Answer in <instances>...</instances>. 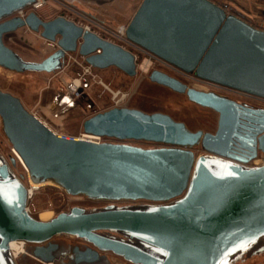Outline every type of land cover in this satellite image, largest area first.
I'll list each match as a JSON object with an SVG mask.
<instances>
[{
	"label": "water",
	"instance_id": "water-1",
	"mask_svg": "<svg viewBox=\"0 0 264 264\" xmlns=\"http://www.w3.org/2000/svg\"><path fill=\"white\" fill-rule=\"evenodd\" d=\"M34 1L0 0V67L50 73L63 67L67 53L76 52L93 68L136 75L131 52L72 19L45 20L35 10L24 18L13 15ZM229 12L212 0H142L125 32L186 73L264 98V29ZM23 27L55 43L56 50L40 61L23 59L4 42L6 34ZM148 79L215 111V131H192L168 114L121 106L82 121L84 134L105 141L66 138L18 96L0 89L2 131L30 182L108 202L36 218L27 210L31 191L0 162V264H17L8 248L11 240L24 241L33 249L31 257L42 262L54 263L67 250L54 238L72 236L94 246L73 247L77 263L97 262L100 252H110L132 264H226L264 238V165L249 164L264 153V108L190 87L159 69ZM198 148L203 153L196 154ZM136 200L150 203H115Z\"/></svg>",
	"mask_w": 264,
	"mask_h": 264
},
{
	"label": "rangeland",
	"instance_id": "rangeland-1",
	"mask_svg": "<svg viewBox=\"0 0 264 264\" xmlns=\"http://www.w3.org/2000/svg\"><path fill=\"white\" fill-rule=\"evenodd\" d=\"M49 3L51 2H47L43 7L35 11L41 14ZM27 10L30 11L32 9L28 7L25 12ZM41 16L44 19L49 18L43 14ZM77 19L84 22L79 18ZM110 25L117 27L116 25ZM101 34L103 36L106 35L103 32ZM4 42L23 59L29 61H40L57 48L55 43L46 41L38 33L30 31L26 27L6 34ZM137 55V63L139 64L143 54L139 53ZM72 56L77 58V56L81 55L73 52ZM140 66L139 68L136 66L137 73L132 77L127 76L115 67L94 70L98 75V79L92 80L89 78L88 82H81L80 84L76 82L78 87L75 88L72 83L78 80L82 69L74 61H68V56L66 55L63 67L50 73H15L0 67V89L18 96L25 107L45 121L52 130L68 137H81L83 133L82 121L85 118L98 111L114 107L112 92L117 91L127 94L122 106L137 108L148 113L162 112L177 121L183 122L192 131L200 129L214 132L217 126V113L212 109L189 101L184 94L151 82L148 79V75L153 69L162 70L190 87L204 91L213 90L236 101L264 107V100L223 86L212 85L201 79L198 80L192 73L182 74L155 62L150 65L148 70L140 69ZM98 80H101L112 92L98 83ZM111 141L117 140L111 139ZM127 142H134L136 143L135 145L145 148L162 146L160 143L147 141ZM197 150L196 154L203 153L201 149L198 148ZM14 156L11 144L2 131L0 120V162H7L12 171L22 179L28 188H31L27 207L28 211L36 218H40L42 214H45L49 219L61 211H68L73 206H81L86 210H93L101 208L108 203L90 200L83 196L68 195L50 183L40 184L36 188L31 187L32 183L24 166ZM12 158L15 159L14 164L11 163ZM115 203L118 205L138 204L135 201H118ZM56 238L75 239L72 236H58ZM25 249L28 254L18 257L22 264H42L30 256L33 252L30 246H26ZM120 259L121 257L117 256H115V259L112 258L113 264H124ZM259 260H261V264H264V257L251 258L246 264H259ZM54 264H62V261L55 257Z\"/></svg>",
	"mask_w": 264,
	"mask_h": 264
},
{
	"label": "built area",
	"instance_id": "built-area-1",
	"mask_svg": "<svg viewBox=\"0 0 264 264\" xmlns=\"http://www.w3.org/2000/svg\"><path fill=\"white\" fill-rule=\"evenodd\" d=\"M47 2L55 3V4L59 5V6H61L62 8H65L66 10L71 12L73 15L81 18L84 21V24H81L80 22H77V21H75V22L77 24L83 26L84 29L90 30V31L96 33L97 35L101 36L102 38H104V39H106L108 41H111V42L121 46L123 49L128 50L129 52H131L134 55L136 66H138V68H139L140 64H142L140 66V69L148 70L150 65H152L153 62H155V63H157V64H159L161 66H164V67H166V68H168L170 70H174V71H177L179 73L186 74V72H184L180 68L176 67L175 65L168 63L167 61L163 60L162 58L154 55L150 51L146 50L145 48H143V47L139 46L138 44H136V43L132 42L131 40H129L127 38L126 32H125V27L126 26L113 27L109 23H105L103 21H100L97 18H93V17L88 16L87 14H85V13H83L81 11L76 10L75 8L71 7L70 5H68L67 3H65L64 1H61V0H35L30 5L29 8H31L32 10H37V9L43 7ZM224 7H225V12L230 13L229 12L230 10H228L226 6H224ZM26 13L27 12H25V9H22V10H18L13 15L24 18ZM101 32H103L106 35L103 36L101 34ZM97 52H100V51L97 50ZM139 53L143 54V56H142V58L140 60V63L138 64L137 63V60H138V55L137 54H139ZM66 55L68 56V61H74L82 69V73L79 75L78 80H76L79 84L81 82H84V83L88 82L89 78L92 79V80L98 79V75L94 71L95 69L91 65H89V64H87L85 62V59H84L83 56H79V57L77 56V58H76V57L72 56V53H67ZM197 79L200 80L199 78H197ZM202 81H205V80H202ZM97 82L102 84L103 86H105L107 89H109L101 80H98ZM205 82L210 83L212 85H216V86H223V85L216 84V83L209 82V81H205ZM72 84H74L73 86L75 88L78 87L77 83L73 82ZM223 87H225V86H223ZM225 88H228V89L232 90V88H229V87H225ZM233 90L236 91V92L244 93V92L239 91V90H235V89H233ZM245 94H247V93H245ZM247 95L255 97V98H258L260 100H264V98H261L259 96H255V95H251V94H247ZM126 96H127L126 93H121L120 91L112 92V101L114 102V107H121L122 104H123V100L126 98ZM32 113L36 117H38L34 112H32ZM41 121H43V120H41ZM43 123H45L47 125V123L45 121H43ZM54 132H56V131H54ZM56 133L59 134L58 132H56ZM61 136L62 137H66V138H81V139L91 140V141H95V142L105 141L104 138H101L99 136H89L88 134H84V133L81 134V137H68V136H65V135H61ZM249 163H250V165H264V153H260V155L258 157H256L255 159L251 160ZM29 191H31V188H29ZM27 210H28V207H27ZM13 241H16V242H18L20 244H23V251L21 253L17 254L14 251V249L10 246L11 242H13ZM8 247H9V251H10V253H11V255H12V257L14 259H17L21 255L28 254L26 252V250H25L26 243L24 241H22V240H11L9 242V244H8ZM42 263L43 264H53V262H42Z\"/></svg>",
	"mask_w": 264,
	"mask_h": 264
},
{
	"label": "crops",
	"instance_id": "crops-1",
	"mask_svg": "<svg viewBox=\"0 0 264 264\" xmlns=\"http://www.w3.org/2000/svg\"><path fill=\"white\" fill-rule=\"evenodd\" d=\"M81 11L88 16L97 18L100 21L116 26H126L138 8L142 0H61ZM222 4L228 10L234 11L237 14L246 18L255 26L264 29V0H212ZM49 18H54L57 15H63L69 19L80 22L77 16L62 8L55 3H49L42 13ZM39 13V15L41 16ZM42 17V16H41ZM44 19V18H43ZM81 19V18H79ZM82 20V19H81Z\"/></svg>",
	"mask_w": 264,
	"mask_h": 264
},
{
	"label": "flooded vegetation",
	"instance_id": "flooded-vegetation-1",
	"mask_svg": "<svg viewBox=\"0 0 264 264\" xmlns=\"http://www.w3.org/2000/svg\"><path fill=\"white\" fill-rule=\"evenodd\" d=\"M207 91H210V90H207ZM211 91H213V90H211ZM237 102H239V101H237ZM239 103H242V104L247 105V106L252 107V108H264V107L249 105V104H246L244 102H239ZM124 142H127V141H124ZM128 143H131L133 145L136 144L134 142H128ZM153 147H159V146H153ZM148 148H152V147H148ZM135 202H138V203H150V202L145 201V200H137ZM54 241H57L58 243L65 245V247L67 248L66 251H60L58 253V255H57V257L62 261V264H109V263L113 264L112 258L115 259V256H116V255H114V254H112L110 252H100L99 254L101 256V259L99 261H97V262H92V263L81 262V263H77L74 260H72V258L74 256V252H72V248L75 247V246H78L79 249L83 251L86 248L94 249V246H92L91 244H89V243H87L84 240L79 239V238H75L73 240L66 239V238H54ZM62 242H64V243H62ZM26 246H29V245L26 244ZM117 257H119V256H117ZM262 257H264V238L260 239L257 242H254L253 244L248 246L239 255H237L235 258H233L232 260H230L226 264H244V263L246 264L247 261H249L251 258L257 259V258H262ZM120 260L124 264H132V263L124 260L123 258H121ZM16 261H17V264H22V262L19 260V258ZM39 262L42 263L41 261H39ZM258 262H259V264H261L260 263L261 260H259Z\"/></svg>",
	"mask_w": 264,
	"mask_h": 264
},
{
	"label": "bare ground",
	"instance_id": "bare-ground-1",
	"mask_svg": "<svg viewBox=\"0 0 264 264\" xmlns=\"http://www.w3.org/2000/svg\"><path fill=\"white\" fill-rule=\"evenodd\" d=\"M77 82V81H76ZM75 82V83H76ZM89 136H94V135H89ZM11 150H12V152L14 153V157L16 158V160H18V161H20L21 163H22V165L24 166V164H23V162H22V160L20 159V157L18 156V154L15 152V150L11 147ZM260 155V152L257 154V157ZM24 168H25V166H24ZM38 185H40V184H31V187H38ZM40 219H42V220H46V219H48V217L45 215V214H42L41 216H40ZM10 246L14 249V251L17 253V254H19V253H21L22 251H23V244H20V243H18V242H16V241H13V242H11V244H10ZM26 250V249H25ZM27 252V251H26ZM54 264V263H53Z\"/></svg>",
	"mask_w": 264,
	"mask_h": 264
},
{
	"label": "trees",
	"instance_id": "trees-1",
	"mask_svg": "<svg viewBox=\"0 0 264 264\" xmlns=\"http://www.w3.org/2000/svg\"><path fill=\"white\" fill-rule=\"evenodd\" d=\"M27 11H28V10H27ZM27 11H26V12H27ZM28 12H29V11H28ZM95 70H97V69H95Z\"/></svg>",
	"mask_w": 264,
	"mask_h": 264
}]
</instances>
